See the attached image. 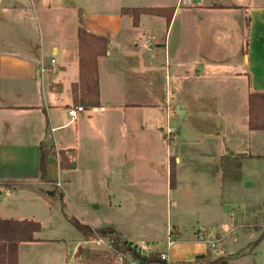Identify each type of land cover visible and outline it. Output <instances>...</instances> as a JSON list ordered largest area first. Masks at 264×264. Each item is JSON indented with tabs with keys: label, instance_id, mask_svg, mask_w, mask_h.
<instances>
[{
	"label": "crops",
	"instance_id": "1",
	"mask_svg": "<svg viewBox=\"0 0 264 264\" xmlns=\"http://www.w3.org/2000/svg\"><path fill=\"white\" fill-rule=\"evenodd\" d=\"M123 9L163 14L134 25ZM80 27L108 40L97 107L74 96ZM52 59L59 72L42 74ZM251 93H264V0H0V220L41 225L19 244L18 264H115L95 236L44 235L69 218L168 263L264 264V131L249 130ZM42 143L54 152L50 181L39 179ZM237 156L240 181L225 182L221 161Z\"/></svg>",
	"mask_w": 264,
	"mask_h": 264
},
{
	"label": "trees",
	"instance_id": "2",
	"mask_svg": "<svg viewBox=\"0 0 264 264\" xmlns=\"http://www.w3.org/2000/svg\"><path fill=\"white\" fill-rule=\"evenodd\" d=\"M124 14L131 15L134 25L138 24L139 18L143 14L162 15L158 9H123ZM173 11L166 14L168 21ZM79 51H80V84L73 87L75 100L77 91L85 95L88 99L87 105L99 106V86L97 81L98 58L107 52L108 40L90 35L83 27L78 30ZM249 130L264 131V93H251L249 95ZM39 179H48V159L54 153L45 143L39 147ZM54 155V154H53ZM61 169H70L65 152H59ZM241 157H224L221 161L223 180L225 182H239L241 171ZM175 167L172 163L170 170V185H175ZM55 196L54 192L48 193ZM69 224L78 232L85 236H95L112 239L115 250L122 253H129L130 256L140 264H228V260L221 258L211 260L209 255L197 256L194 262L168 263L161 259L160 254L143 255L132 248L130 244L121 243L113 228H101L93 230L88 225L80 223L75 218L68 219ZM41 231V225L33 221L0 220V264H18V246L23 242L35 241V234ZM260 239H264V234Z\"/></svg>",
	"mask_w": 264,
	"mask_h": 264
},
{
	"label": "rangeland",
	"instance_id": "3",
	"mask_svg": "<svg viewBox=\"0 0 264 264\" xmlns=\"http://www.w3.org/2000/svg\"><path fill=\"white\" fill-rule=\"evenodd\" d=\"M158 90L161 92V93H163L164 94V92H165V87H158ZM171 91H173V90H171ZM160 93V94H161ZM174 105V104H173ZM164 107H165V104H164ZM175 114L176 113H173L172 115H173V117L175 116ZM172 121H174L173 119H171ZM188 121H190V120H187V119H185V125L188 123ZM192 121H197L196 119L194 120V119H192ZM169 123H170V118H168L167 119V122H166V120H165V125H166V127H170V125H169ZM173 127V126H172ZM174 134V133H173ZM173 134L171 135V136H168V138H170V139H172L174 136H173ZM198 136H200L199 134H195L194 136H192L193 138L194 137H198ZM156 137V136H155ZM185 137V136H184ZM202 137V136H201ZM261 139V140H260ZM191 140V139H190ZM255 140L256 141H260V142H263L264 141V135H258L257 137H255ZM172 141V140H171ZM185 141H187V137H185ZM165 142L166 141H164V143L163 144H165ZM205 142H207V143H216V142H219V144H220V142L221 141H216V139L215 138H213V137H209L208 139H206L205 140ZM246 141H245V138H242V139H235V140H232V141H224L223 142V144H224V146H226V147H228V148H236V147H239V146H241L242 144H244ZM153 143L154 144H156V143H158V141H157V138L153 141ZM167 143V142H166ZM168 145H169V147L172 145V144H170V142L169 143H167ZM243 146H246V144H244ZM252 151V153H258V152H253V150H251ZM261 166V164H259V163H257L256 164V167H260ZM100 201L101 200H97L96 201V204H94L95 206H97V205H99V203H100ZM93 205V206H94ZM61 206V204H59V207ZM105 211V206L102 204V206H101V209H100V211H99V213H103ZM64 212L65 213H67L69 216H71V217H76V216H78L79 214H77V211L75 212L72 208H70L69 207V211H67V209H64ZM63 212V213H64ZM74 232H76V230H74V228L69 224V223H67V224H65V227H59L58 228V230L57 231H49V229H47L45 232H44V235H46V236H50V237H56V238H61V239H68V240H71V239H73V237H74V235L73 234H75Z\"/></svg>",
	"mask_w": 264,
	"mask_h": 264
},
{
	"label": "built area",
	"instance_id": "4",
	"mask_svg": "<svg viewBox=\"0 0 264 264\" xmlns=\"http://www.w3.org/2000/svg\"><path fill=\"white\" fill-rule=\"evenodd\" d=\"M59 67L56 64V61L52 59L47 66H41L40 67V72L42 74H57L59 72ZM84 111L83 106H76L72 107L68 110V114L71 118V120H75L80 113ZM173 134V130L169 129L167 130V135L166 136H171ZM96 245L98 246H107L110 250H112L116 254V262L115 264H140L138 261L134 260L129 253H122L120 251H117L113 247V240L109 238H103V237H96L93 238L92 240ZM172 245V242H169V246ZM161 259L162 260H167L166 254H161Z\"/></svg>",
	"mask_w": 264,
	"mask_h": 264
}]
</instances>
